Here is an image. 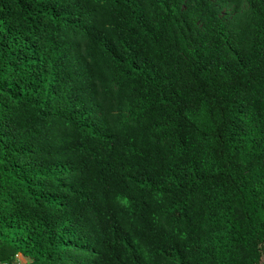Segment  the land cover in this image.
Returning a JSON list of instances; mask_svg holds the SVG:
<instances>
[{"label": "trees", "instance_id": "obj_1", "mask_svg": "<svg viewBox=\"0 0 264 264\" xmlns=\"http://www.w3.org/2000/svg\"><path fill=\"white\" fill-rule=\"evenodd\" d=\"M17 253L264 264V0H0V260Z\"/></svg>", "mask_w": 264, "mask_h": 264}, {"label": "built area", "instance_id": "obj_2", "mask_svg": "<svg viewBox=\"0 0 264 264\" xmlns=\"http://www.w3.org/2000/svg\"><path fill=\"white\" fill-rule=\"evenodd\" d=\"M23 259H25V256L17 253L11 259L0 260V264H24Z\"/></svg>", "mask_w": 264, "mask_h": 264}, {"label": "rangeland", "instance_id": "obj_3", "mask_svg": "<svg viewBox=\"0 0 264 264\" xmlns=\"http://www.w3.org/2000/svg\"><path fill=\"white\" fill-rule=\"evenodd\" d=\"M222 15H224V13H222ZM31 261V259L30 258H27V257H25V259H23V263L24 264H27V263H29Z\"/></svg>", "mask_w": 264, "mask_h": 264}]
</instances>
